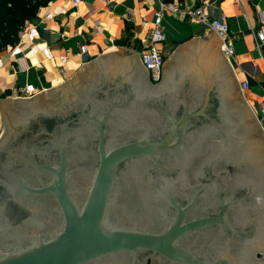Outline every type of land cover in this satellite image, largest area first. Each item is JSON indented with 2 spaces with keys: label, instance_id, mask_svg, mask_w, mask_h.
<instances>
[{
  "label": "water",
  "instance_id": "water-1",
  "mask_svg": "<svg viewBox=\"0 0 264 264\" xmlns=\"http://www.w3.org/2000/svg\"><path fill=\"white\" fill-rule=\"evenodd\" d=\"M219 43L0 102V264H264V135Z\"/></svg>",
  "mask_w": 264,
  "mask_h": 264
},
{
  "label": "crops",
  "instance_id": "crops-1",
  "mask_svg": "<svg viewBox=\"0 0 264 264\" xmlns=\"http://www.w3.org/2000/svg\"><path fill=\"white\" fill-rule=\"evenodd\" d=\"M182 1L187 6L202 4L211 18L225 21L239 35L231 70L237 82L248 81L242 95L252 111L255 106L259 109L264 103V46L257 45L254 33L264 30V0ZM156 8V0H50L20 29L18 42L0 52V102L16 98L27 84L34 86V96L45 94L104 53L123 51L137 57L149 42L146 28ZM207 31L203 25L165 13L156 44L166 55ZM81 46L84 53H79ZM44 48L48 59L42 55Z\"/></svg>",
  "mask_w": 264,
  "mask_h": 264
},
{
  "label": "built area",
  "instance_id": "built-area-1",
  "mask_svg": "<svg viewBox=\"0 0 264 264\" xmlns=\"http://www.w3.org/2000/svg\"><path fill=\"white\" fill-rule=\"evenodd\" d=\"M79 0H73L77 3ZM157 8L153 11L152 21L146 28V35L148 37L147 46L138 53L137 59L149 81L153 84L160 80V70L165 63V54L157 47V41L160 38L159 30L161 27V20L165 13L179 16L187 21L203 25L206 29H211L218 37L219 50L222 56L232 69L233 58V44L239 39V35L231 31L225 21L211 18L205 11L203 5L187 6L182 0H156ZM255 40L257 45L264 46V30L259 29L255 33ZM44 58H50L48 50L42 49ZM79 53H84V47L79 48ZM61 62L65 61V57H59ZM240 93L248 87V81L243 79L237 82ZM36 90L32 84L25 85L22 89L17 91V97L30 98L36 94ZM254 113V112H253ZM256 120L260 125L261 131L264 135V103L258 109V114H255Z\"/></svg>",
  "mask_w": 264,
  "mask_h": 264
},
{
  "label": "trees",
  "instance_id": "trees-1",
  "mask_svg": "<svg viewBox=\"0 0 264 264\" xmlns=\"http://www.w3.org/2000/svg\"><path fill=\"white\" fill-rule=\"evenodd\" d=\"M50 0H0V52L13 47L20 29L33 20Z\"/></svg>",
  "mask_w": 264,
  "mask_h": 264
},
{
  "label": "rangeland",
  "instance_id": "rangeland-1",
  "mask_svg": "<svg viewBox=\"0 0 264 264\" xmlns=\"http://www.w3.org/2000/svg\"><path fill=\"white\" fill-rule=\"evenodd\" d=\"M158 48H159V46H157ZM160 49V48H159ZM140 53V52H139ZM170 53H171V51L169 52V53H167L166 55H165V60H166V58L170 55ZM254 108V113L255 114H258V108L255 106V107H253ZM2 131V128H1V125H0V134L2 133L1 132Z\"/></svg>",
  "mask_w": 264,
  "mask_h": 264
},
{
  "label": "flooded vegetation",
  "instance_id": "flooded-vegetation-1",
  "mask_svg": "<svg viewBox=\"0 0 264 264\" xmlns=\"http://www.w3.org/2000/svg\"><path fill=\"white\" fill-rule=\"evenodd\" d=\"M146 76H147V75H146ZM147 79H148V77H147ZM148 82H149L150 84H152V85H155V84L151 83V82L149 81V79H148ZM256 257L258 258L259 256H258V255H256ZM149 261H150V259H149V260H147L146 264H148V263H149Z\"/></svg>",
  "mask_w": 264,
  "mask_h": 264
}]
</instances>
